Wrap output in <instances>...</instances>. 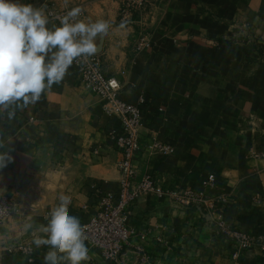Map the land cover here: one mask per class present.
I'll use <instances>...</instances> for the list:
<instances>
[{
    "label": "crops",
    "instance_id": "crops-1",
    "mask_svg": "<svg viewBox=\"0 0 264 264\" xmlns=\"http://www.w3.org/2000/svg\"><path fill=\"white\" fill-rule=\"evenodd\" d=\"M121 2L88 0L86 22L110 24L97 54L105 73L122 81L121 98L146 99L143 142L155 137L173 147L141 153L139 175L211 203L185 207L172 194L141 195L119 264H231L236 249L219 220L259 241L244 264H264V0H151L136 23L122 21ZM141 22L152 41L138 52ZM120 132V118L104 111L75 64L36 104L11 119L0 112V152L14 157L0 169V197L19 206L0 223V264H44L48 248L33 240L61 197L84 222L95 213L96 187L118 190L122 153L111 136ZM211 174L215 184L204 185ZM85 264L117 263L89 248Z\"/></svg>",
    "mask_w": 264,
    "mask_h": 264
},
{
    "label": "clouds",
    "instance_id": "clouds-1",
    "mask_svg": "<svg viewBox=\"0 0 264 264\" xmlns=\"http://www.w3.org/2000/svg\"><path fill=\"white\" fill-rule=\"evenodd\" d=\"M80 13L75 7L59 25L49 27L47 15L33 4L0 0V112L8 110L11 119L17 108L36 104L74 63L86 62L98 52L110 24L86 22ZM13 160L9 150L0 152V169ZM70 205L69 198L61 197L42 228L44 235L33 240L37 248H48L44 264H85L89 259L85 226L70 214Z\"/></svg>",
    "mask_w": 264,
    "mask_h": 264
},
{
    "label": "built area",
    "instance_id": "built-area-1",
    "mask_svg": "<svg viewBox=\"0 0 264 264\" xmlns=\"http://www.w3.org/2000/svg\"><path fill=\"white\" fill-rule=\"evenodd\" d=\"M151 0H123L121 19L124 22L136 23L142 21L143 15L149 8ZM71 9H61L55 5L46 8L49 22L59 25L60 19ZM82 11L80 13V19ZM135 43V50L142 51L151 47V31L143 22ZM75 64V71L82 81L89 84L104 101V111L121 120V132L111 136L120 146L122 158L119 163L120 179L116 192L96 187V208L94 215L85 226L88 237V247L98 250L101 255L114 263L123 261L126 247L133 231L127 227V219L132 211L133 203L143 194L153 192L159 195L172 194L183 206L189 207L195 203L210 204L211 201L203 194L190 189L176 191L166 190L158 185L149 174L139 175L136 164L137 157L143 152L169 154L173 147L158 138L143 142V105L146 102L141 97L138 103L124 101L121 98L123 83L115 76L105 73L102 58L99 54L90 57L88 61ZM264 156V153H261ZM216 177L211 174L203 181L204 185H214ZM19 211V206L12 196L0 197V223ZM218 228L221 234L231 240L235 246L233 262L244 264L243 256L258 240L235 229L225 220H219Z\"/></svg>",
    "mask_w": 264,
    "mask_h": 264
},
{
    "label": "rangeland",
    "instance_id": "rangeland-1",
    "mask_svg": "<svg viewBox=\"0 0 264 264\" xmlns=\"http://www.w3.org/2000/svg\"><path fill=\"white\" fill-rule=\"evenodd\" d=\"M20 3H30L33 4L34 7L40 8L46 14V8L49 5H55L61 9H73L75 7H80L82 11L81 19L87 20V9L86 4L88 0H19ZM122 6L123 0L121 2V11L120 16L122 14Z\"/></svg>",
    "mask_w": 264,
    "mask_h": 264
}]
</instances>
